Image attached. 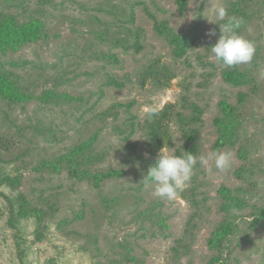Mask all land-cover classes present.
Here are the masks:
<instances>
[{
	"label": "rangeland",
	"instance_id": "1",
	"mask_svg": "<svg viewBox=\"0 0 264 264\" xmlns=\"http://www.w3.org/2000/svg\"><path fill=\"white\" fill-rule=\"evenodd\" d=\"M220 3L243 18L239 33L255 46L252 61L238 66L251 77L243 85L224 79L228 67L211 50L221 33L205 17L215 22L210 10ZM0 11L40 18L48 33L3 57L6 67L38 96L54 90L72 97L20 105L0 97V172L21 177L17 189L0 184V264H207L216 253L208 239L226 215L224 186L247 191L235 193L229 211L239 227L227 263L264 264V221L251 225L264 208V0H189L185 14L174 0H0ZM164 24L181 41L159 32ZM127 26L142 30L140 51L122 44L131 37ZM150 65L162 69L161 82L142 76ZM222 100L240 108L243 125L236 144L216 151ZM194 103L204 110L188 124ZM165 109L172 111L171 140L161 152L209 158L171 201L144 181L160 150H149L141 123ZM193 126L194 142L187 138ZM93 135L107 154L97 167L122 170V177L96 188L66 170L39 169ZM221 152L232 154L223 171L215 166ZM242 167L254 173L239 176ZM18 192L56 208L42 241L34 219L9 222Z\"/></svg>",
	"mask_w": 264,
	"mask_h": 264
},
{
	"label": "trees",
	"instance_id": "2",
	"mask_svg": "<svg viewBox=\"0 0 264 264\" xmlns=\"http://www.w3.org/2000/svg\"><path fill=\"white\" fill-rule=\"evenodd\" d=\"M43 3L50 0H39ZM178 6V10L181 14H185L189 0H174ZM130 39H127V43L122 44L125 47H135L140 51L143 45L140 41L142 30L133 29L130 26L126 27ZM159 32L162 34L171 35L173 40H177V35L172 34V29L167 25L158 27ZM48 33L46 30L45 22L40 18H31L27 21H21L19 16L12 12L0 11V97L9 103L20 105L31 102L33 100H41L44 103L59 104L64 100L72 99L66 93H59L54 90H46L40 96L32 92L28 86H25L22 82L21 75L14 72L10 68L6 67L4 58L11 52H17L22 47L38 42L42 39H46ZM172 42V38H170ZM148 70L144 71L142 76L144 78L152 77L155 81L161 82L160 76L163 75L162 69H157L155 65H150ZM224 79L234 85H243L248 83L251 78L247 72H243L238 66L227 68L223 72ZM168 107V106H167ZM166 107V108H167ZM193 114L187 118L188 124L198 123L203 113V108L198 104H193ZM221 114L214 119V123L217 127L219 137L215 143V150L220 151L226 145H234L238 141V133L240 127L243 125L241 120L240 108L235 107L227 100L220 101ZM108 114V111H105ZM171 109H165L159 112L157 115L146 119L141 123L142 129L145 132V140L147 141L149 150L156 152L162 149L171 140V134L169 131L170 122L172 120ZM135 123L131 120L127 123V128L133 134L137 129ZM121 132H125L121 127H118ZM129 132V133H130ZM130 133V134H131ZM199 128L191 127L187 133V138L190 141L198 139ZM97 135H93L87 141L82 142L68 152L63 153L52 160H44L40 163L39 169L49 170L54 173H61L66 170L69 175L79 181H87L94 185L96 188H100L102 184L112 178L122 177L125 172L118 169H100L97 165L106 160L107 154L104 151H98L97 149ZM195 144L189 148V151L195 150ZM243 159L247 157L246 153H241ZM0 157V162H2ZM241 172L254 173L251 167H242L237 172L239 176ZM20 176H11L0 172V184L7 185L11 189H17L20 185ZM221 193L224 198V203L221 205V210L226 212V215L221 219L215 230L212 232L208 239V245L211 250L216 251L215 255L211 257L207 264H228L227 257L231 253V248L236 230L239 226L236 225L235 220L232 219L229 213L230 209L235 205L237 197L235 193L247 192L244 188L230 189L228 187H222ZM46 209L43 203L34 204L24 193L18 192L15 198L14 213L9 218V222L12 226H16L22 220L34 219L35 237L37 241H42L45 238V228L48 225L47 220L53 217L56 212V208L48 206ZM264 221V208L259 210L256 221H252L251 225L255 226L256 222L261 223ZM161 226L165 223L163 220L159 221ZM262 224V223H261ZM22 252V251H21ZM47 264H57L54 259H50Z\"/></svg>",
	"mask_w": 264,
	"mask_h": 264
},
{
	"label": "clouds",
	"instance_id": "3",
	"mask_svg": "<svg viewBox=\"0 0 264 264\" xmlns=\"http://www.w3.org/2000/svg\"><path fill=\"white\" fill-rule=\"evenodd\" d=\"M210 11L215 22L204 17L210 23L218 25L221 33L218 41L211 47L215 59L228 68L249 64L255 55V46L239 33V29L244 24L243 18L234 14L230 15L228 8L222 3L213 6ZM215 34V30L209 33V35ZM208 159L203 155L197 157L189 152H185L184 155H175L166 154L160 150L155 164L150 166L144 178L145 184L154 187V196L169 201L174 200L188 187L195 174L197 163L207 166ZM231 159L230 152L215 154L216 168L222 171L227 170Z\"/></svg>",
	"mask_w": 264,
	"mask_h": 264
}]
</instances>
